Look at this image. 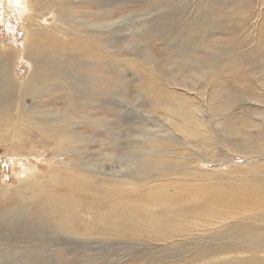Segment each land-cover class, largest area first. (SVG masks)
Wrapping results in <instances>:
<instances>
[{"label": "rangeland", "instance_id": "obj_1", "mask_svg": "<svg viewBox=\"0 0 264 264\" xmlns=\"http://www.w3.org/2000/svg\"><path fill=\"white\" fill-rule=\"evenodd\" d=\"M80 1L71 6L70 13L85 20L96 19L97 25L109 27L106 30L108 34L101 36L103 43L95 39L88 40L87 35L80 34L74 38L78 41L73 39L74 42L65 44L63 52L60 49L59 52L53 51L51 56L62 54L69 61L71 55L77 54L82 47H88L91 52L87 55V52L81 51L83 56L80 57L88 66L75 70L61 59L57 68L54 65L57 60L52 59V63L48 55L47 59L53 65L49 67L57 68L58 76L47 79L39 90H33L27 96L20 94L19 102L26 108L34 110L43 107L41 103L44 102L53 111L59 112L50 118L42 117L40 121L37 115L46 114L47 110L37 114L29 113L28 110L25 113L22 111V114L15 108L10 119L13 125L19 127L16 135L24 136L29 132L32 143L38 142V135L43 140L36 144L38 147L34 148L33 155L29 153V143L23 142L25 151L16 152L17 158L8 157L15 140L13 132L6 127L8 122L0 120V264H85L89 255V250L85 251L83 245L78 247V243H89L84 238L89 236L91 227L84 231L79 229L76 236L71 235L74 223L61 230L55 229L52 226L55 215L49 214L48 210L44 216L40 213L37 215L49 224V229L39 228L40 221H31L43 202L42 194L52 192L57 186L53 178L64 184L66 191H80L79 177L84 174L75 166L73 170L55 172L52 149L48 148L51 147V140L36 130L34 132L35 127L46 134L50 128L54 129L55 139L59 138L65 143L63 146L58 143L55 160H62L67 167L73 166L72 161L81 169L88 166L86 133L95 137L99 153L92 158L99 159L97 170L100 175L93 176L101 191L113 183L104 175L120 176L116 180V189L120 193L121 175H125L121 169L125 168L126 162L132 161L131 158L136 159L132 162L150 158L147 146H142L144 143L141 139L155 141L161 136L168 142L165 144L169 152L166 168L169 166L168 171L173 173L164 172V177L155 178L150 185L167 186L171 183L167 182L171 177L180 185L189 183L192 186L214 187L218 185V177L233 174L239 169H250L259 163L257 153L264 158V0ZM24 2L28 3V0H0V53L10 48L16 51L17 64L12 70L22 85L31 71L29 62L22 55L25 41L23 25L30 28L26 21L27 13L22 7ZM105 10H109L108 14L104 13ZM93 11L103 14L92 16L89 12ZM47 13L46 25L52 26V13ZM35 14L37 16L38 11ZM87 31L92 32L91 29ZM70 33L72 31L68 30L67 34ZM57 37L64 38L61 35ZM66 69L80 71L86 76L93 73L110 79V82L104 81L105 85L100 88L99 84L103 82L92 84L89 78L85 81L86 86L78 83L69 88L64 75ZM93 91L99 97H94ZM67 94L71 96L70 102ZM89 96L92 98L88 99ZM53 102L58 105L57 108ZM72 103L76 106L80 103L97 104L93 110L97 116L93 119H99L101 126L94 136L87 123L79 119L80 114L88 118L89 110L85 112L77 108L78 118L74 113L64 116L66 104ZM179 104L189 110L198 109L201 112L200 125H196V120L188 121L179 111ZM54 118L57 119L56 124ZM77 120L81 124L74 127L80 136L76 135L75 138L79 146L76 152L72 144L75 140L67 142L74 136H65L56 127H65ZM69 128L73 129V125L70 124ZM193 131L197 134L196 139L188 136ZM88 147L90 150L97 148L93 142ZM245 149L249 154L244 153ZM154 159L157 160V156ZM50 163L53 171L48 174ZM36 167L38 172L45 174L43 178L39 176L33 179L31 173ZM151 175L160 176L162 172L158 174L155 171ZM258 175L264 176V173L259 172ZM157 179L162 183L157 182ZM38 184L43 185V191L37 188ZM121 187L129 192L119 197L122 201L139 200L150 209L156 203L160 204L158 198L156 202H150L144 197L148 186L132 184ZM169 187L168 191L173 192ZM177 197H172L171 203L178 205L179 202L182 205L187 201L184 200L186 196ZM74 198L81 203L78 213L70 212L72 203L67 201L60 204V208L58 206L61 215L79 216L86 223H95L88 214L91 212L89 203L92 197L86 191H81ZM100 200L96 202V206H99L96 208L100 214H104L111 208L113 201L106 206L105 201H101L100 205ZM193 217L196 220L190 218L187 222L183 217L170 219L151 230L146 226L143 216L139 215L138 225L131 231L115 236L99 234L100 242L96 245L99 250L94 251L96 254L93 251L91 253L92 256L97 253L99 256H95L93 263L88 261V264H149L169 255H179L177 258L180 259L170 258L161 263L188 264L185 256L189 255V247L195 243L201 246V243L191 239H201L203 243V237L221 234L219 238L222 241L226 227L233 224L231 220L218 221L215 223L221 224L213 227L206 225L204 230L207 233L195 231L192 236L183 238L181 234H186V225L193 226L191 219L197 223L200 218ZM152 220L156 221L157 218L152 217ZM258 223L264 225V220L260 219ZM63 240H75L77 243L73 245L70 242L72 245L68 247L60 246ZM79 253L81 256H78ZM259 256L260 264H264V253Z\"/></svg>", "mask_w": 264, "mask_h": 264}, {"label": "bare ground", "instance_id": "obj_2", "mask_svg": "<svg viewBox=\"0 0 264 264\" xmlns=\"http://www.w3.org/2000/svg\"><path fill=\"white\" fill-rule=\"evenodd\" d=\"M77 1L82 2L80 0H28V3H22L23 10L27 13L26 21L29 22L30 25V28H26V26L23 25L25 31V41L22 55L29 62V65L31 67V71L28 75L27 81L23 85L18 79L15 78L14 70H12L15 64H17L16 60L18 55H16V51L13 48H10L9 51L7 50V52L0 53V120L2 122L3 120L5 122H8L9 125L6 126L5 124V126L9 128L11 133L13 132V140H15V142L13 143L12 151L10 152L11 154H7L11 159L17 158L16 152L21 153V151L24 150L23 142L29 143V153L30 155H33L34 148L38 147L36 144L43 141L38 135V138L36 137V141L38 142L32 143L30 140L31 136L29 132H26L24 136H20L19 134L16 135V131L19 127L18 125L15 126L11 123L12 114L15 111V108L20 113H22V111L23 113H25L29 110L28 112H31L32 114H37L39 113V111L47 110L46 114L37 115V118L40 121L42 117L50 118V116L59 113L58 110L53 111V109L49 107L50 105L48 106V103L46 105V103L42 102L41 105L43 107H37L36 109L31 110L29 108H26L24 104L21 105V103L19 102L21 93L27 96L33 90H39L47 79L58 76L57 63L61 59L66 60L67 56H62V54L51 56L52 52H59V49L61 50V52H63L65 44L74 42L73 39L80 34H85L88 36V40L93 41L95 39L98 43H103L104 40L103 38L101 39V36L108 34L106 33V30L109 27L100 24L97 25L96 19L85 20L84 17L79 18L73 16V13H70L72 9L71 6ZM90 1L93 2L92 0ZM9 3L10 2H8V4ZM37 11L38 15L36 16L35 13H37ZM47 12L52 13V26L46 25L45 14ZM108 12L109 10L104 11L105 14H108ZM101 13L102 12L98 11L89 12L90 15L97 17H99ZM87 29H91L92 32L89 33ZM68 30H71L72 33L67 34ZM101 30L103 32H101ZM58 35H61L64 38L60 39L57 37ZM68 38H70V40H68ZM74 40L78 41V39ZM81 51L87 52V55L91 52L88 47H82ZM81 51H79L77 54L74 53V55H71V60H66V64L70 66V68H74L76 70L77 67L83 66L82 68L84 69L85 66H88L85 61L80 59V57L83 56ZM48 55L51 60H57V62L54 64L57 68L49 67L52 64L47 59ZM52 63H54L53 60ZM95 63H98V60H95ZM75 70L66 69V73L63 72L66 76L65 81L68 83L67 86L69 88H73L74 85L78 83L86 86L85 81L89 80V78L92 80V84L103 82L102 84H99L100 88L102 87V85H105L104 81L110 82V79L108 78L105 79L104 77L94 75L93 73L86 76L84 73L82 75L80 71ZM85 77L88 78L83 79ZM93 96L99 97L97 93L94 94V91ZM66 97L68 99V102H70L71 96L67 94ZM90 98H92V96L88 97V99ZM54 105L56 106V108L58 107V105L53 102V106ZM96 106V103H80L78 104V106L73 103L72 105L66 104L63 114L65 116L74 113V115L76 114V118H78L77 108H81L83 111L89 110L90 116L88 118L80 114V117L82 118L79 117V119H83V122L85 124L87 123V125L91 129V133L94 136V133L97 132L101 126V121L99 119H93L97 116L93 111ZM179 111L188 121L193 122L194 120H196V125H200L201 112L198 111V109L193 108L189 110L185 105L179 104ZM54 117H56V115ZM53 122L54 124H56L57 119L54 118ZM70 124L73 125V129L69 128ZM78 124H81L79 120L75 122H69L65 127L56 128L60 131H63L62 133L65 136H74L72 139H67V142H71L75 140L76 135L79 136V134L76 133L74 129V127ZM35 130L36 132H39V134H42V136L47 140H51V147L48 148L52 149L51 156L53 157L55 172H60L63 169L73 170L76 167L78 168V170L84 172V174H81L79 177L82 187L80 191H66L64 184L58 183L57 179L53 178L52 181L54 182V185L57 184V186L52 192H46L42 194L43 202L40 204L38 210L33 214V217L35 219H32L31 221H40L41 226L39 228L43 227L44 230L49 229V224L44 223L43 218L37 215V213H40L42 216H44L46 211L48 210L49 214L55 215L54 223L52 224L53 228L55 229L61 230L63 227L70 226V224L74 223V229L71 232V235L76 236L78 232H80L79 229H82V231H84L88 227H91L89 236L87 238H84L89 243H78V247H82L83 245V249L85 251H87V249L89 250V255L87 254L88 256L86 258L87 260L85 259V261H87L85 262V264H88L89 262L93 263L95 256L98 255L97 253V255L92 256L91 253L92 251L94 252L98 249L96 245H98L100 242L99 234L115 236L126 231H131L137 227V218L139 215L143 216L146 226H148L151 230L153 228H156L159 224L162 225V222L167 223L170 219H179L180 217H183V219L186 218L185 220L187 222L190 218L196 220L193 216L200 217L197 220V223H195V221L191 219L193 226H188V224L186 225V234H181L183 238L192 236V233L195 231H197V233H207V231L204 230L206 229V225L213 227L216 224H221L215 222L222 220H231L233 221V224L226 227L224 231L225 235H223L222 241L219 238L221 234H211L210 236H205L203 237V241H205L203 243L201 242V239H191L197 243H201V246H198L196 243L191 245L187 251L189 255L185 254L188 255V257L185 256V260H187L188 264H260L261 258L259 254L264 253V225H259L258 223L260 219L264 220V176H257L259 172L264 173V158H262L261 154H256L260 159L259 163L252 165L250 169H239L233 174H225L223 177H218V185L214 187H204L200 185L192 186L189 183L180 185L177 180H174L171 177L167 180V182H171L167 186H163L162 184L150 185V183H152L155 178L164 177V172H167L169 170V166L166 168L169 152L166 149L167 147H165V144H168V142L167 140L161 138V136L157 137L158 139L155 141H146L144 139H141L144 143V145L142 146H147V154H149L150 158L143 159L140 162H132L136 161V159L130 157L132 161H127L125 168L121 169L123 172H125V175H121L122 182L120 183L122 184L121 186H128L132 184H136L139 187L148 186L147 192L144 197H147L150 202L155 200L156 198L160 200V204L156 203V205L152 209H150L145 207L144 204L140 203L141 201L139 202V200L133 202L129 200L126 201L125 199L124 201H122L119 199L120 196L129 194L128 190L125 188L123 189V187H121L120 185L119 186L121 192L118 193L116 189V183H118V181L116 180L120 179V176L116 177L104 175L106 177H109L110 181H112L113 183L108 184L102 191L100 190L97 185V181H94L93 176L95 175L98 177L100 175L97 170L99 159L92 158L93 155H97L99 153L98 140H96L95 137H92L89 133H86L88 135V141L86 145V148L88 150V157L86 162L88 163V166H85L81 169L77 167V165H75L73 161V166L67 167L65 166L66 164L62 162V160H55L58 143L62 146L65 145V143H63L59 138L55 139V136L53 135L54 129L50 128L49 130H47L48 134H46L45 131L38 127H35L34 132ZM9 136H11V134ZM188 136L191 139L197 138V134L194 131L188 134ZM52 140H55V143ZM91 142H93L97 147L96 149L94 148L95 150L89 149L88 145ZM114 142L116 143L117 141L115 140ZM72 144L75 145V151L77 152L79 150L78 141L75 140L72 142ZM99 145L101 146L100 143ZM246 151L247 149L244 150V153L249 154ZM115 155L116 154H114L113 157H115ZM155 156H157V160L154 159ZM59 166L62 167L59 168ZM52 171V163H50L47 168V173L50 174ZM155 171H158V174L162 172V175L152 177L151 174L155 173ZM172 173L173 171H168V174ZM85 174H87L86 177ZM31 175L34 179L39 176L43 178L42 175L45 174H41L40 172H38L36 167V169L34 168L32 170ZM31 182L32 181H30V184ZM157 182L162 183L160 179H157ZM168 186L171 187L173 192L170 193L168 191ZM37 188L41 191H43L44 189L42 184H38ZM81 191H86L88 196L92 197V201L89 203V210H91V212H88V214L89 219L94 218L95 223L92 220V222L89 221L88 223H86L79 216L69 217V215L66 217L64 215H61L62 213H60L58 210V206L60 208V204L70 201L72 203L70 206V212H74L75 214H77L79 208L81 207V203L76 202L74 196ZM135 192L137 191L135 190ZM180 195L186 196V199L184 200L187 201L182 205H179V202L178 205L171 203V200L173 198L178 199L177 196ZM98 199H101L100 205L101 201H105L106 206H108V203L110 205L111 201H113L111 204V208H108V211H106L104 214H100V210L98 209L99 206H96V202H98ZM186 215L188 216L186 217ZM152 217H156L157 220L153 221ZM0 222H2V220H0ZM99 222L101 223V225L98 226ZM164 229L165 228H163V230ZM50 238L52 239L51 234ZM70 242H73V245L74 243H77V241L75 240H63V242L59 245L68 247L69 244H71ZM182 248H184V246H182ZM74 250H76V248ZM82 252L84 253V251ZM94 254L96 253L94 252ZM78 256H81V254L79 253ZM177 257H179V255H169L156 260L154 259L155 261H152V263L149 264H163L161 263L163 260H171ZM90 258L93 260H91ZM133 262L135 263V261ZM148 262L149 261H147V263Z\"/></svg>", "mask_w": 264, "mask_h": 264}]
</instances>
